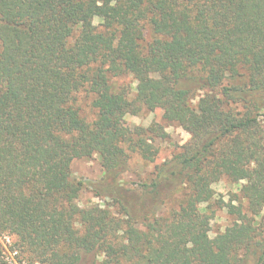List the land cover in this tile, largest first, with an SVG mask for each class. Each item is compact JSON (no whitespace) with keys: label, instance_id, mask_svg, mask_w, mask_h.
<instances>
[{"label":"trees","instance_id":"trees-1","mask_svg":"<svg viewBox=\"0 0 264 264\" xmlns=\"http://www.w3.org/2000/svg\"><path fill=\"white\" fill-rule=\"evenodd\" d=\"M126 75L134 96L114 86ZM83 91L92 123L75 106ZM143 109L191 138L143 186L138 211L116 179L130 151L158 153L147 129L124 123ZM94 155L117 214L77 204L72 164ZM223 177L242 183L245 204L217 198ZM175 191L180 208L151 219ZM212 204L235 217L215 237ZM4 235L28 264H80L82 252L102 264H264V0H0Z\"/></svg>","mask_w":264,"mask_h":264},{"label":"rangeland","instance_id":"rangeland-1","mask_svg":"<svg viewBox=\"0 0 264 264\" xmlns=\"http://www.w3.org/2000/svg\"><path fill=\"white\" fill-rule=\"evenodd\" d=\"M96 22H99L97 20ZM116 88H126L136 94L135 88L136 81L132 76L126 75L117 77L113 80ZM76 108L80 110L82 118L92 123L97 117L96 110L92 107L91 95L83 91L76 97ZM163 110L149 111L143 109L137 115L129 114L125 117L124 123L127 127L132 129L142 127L148 130L147 137L150 138V143L158 151L153 161L146 160L139 152L130 151V159L127 164V172L116 179L117 184L121 190L128 195L137 205H139L145 197H143V186L150 185L156 177L157 167L162 165L167 160H170L181 151V147L186 145L190 140V134L185 131L178 123L170 122L164 119ZM158 130V132L154 131ZM72 172L76 181L85 183L84 189L77 200V204L81 208H86L90 205L99 204L105 206L106 204L112 205L114 212L117 214L119 203L116 200L107 198L105 192L109 186L108 180L105 178L104 168L98 155L90 158L76 159L72 164ZM242 183H235L223 177L220 182L214 185V189L218 199H224L228 204L231 199L238 195V199L234 204L238 205L245 202L241 198ZM99 194V195H97ZM182 195L180 192L175 191L169 198L163 200L158 204L149 214L152 219L154 216H167L172 211L180 208ZM214 212V217L211 220V237H215L218 233L225 231V229L233 224L235 217L229 214L228 208H221L216 204H212L209 215ZM144 221L139 220L138 223H133L136 228H141V223ZM0 244L5 250V258L10 264H28L27 254L18 251L19 246L16 244L14 236H0ZM82 261L80 264H102L103 255L100 252H82Z\"/></svg>","mask_w":264,"mask_h":264}]
</instances>
